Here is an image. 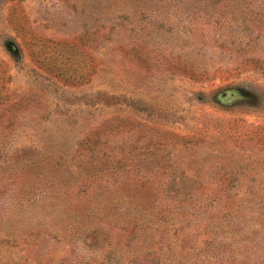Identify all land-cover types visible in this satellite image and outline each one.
Here are the masks:
<instances>
[{
  "label": "rangeland",
  "instance_id": "1",
  "mask_svg": "<svg viewBox=\"0 0 264 264\" xmlns=\"http://www.w3.org/2000/svg\"><path fill=\"white\" fill-rule=\"evenodd\" d=\"M0 264H264V0H0Z\"/></svg>",
  "mask_w": 264,
  "mask_h": 264
}]
</instances>
